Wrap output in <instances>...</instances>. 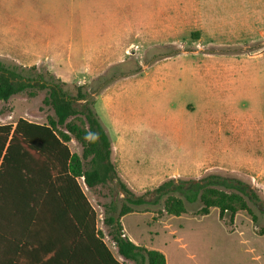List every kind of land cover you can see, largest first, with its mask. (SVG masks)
Instances as JSON below:
<instances>
[{
    "label": "rangeland",
    "instance_id": "obj_1",
    "mask_svg": "<svg viewBox=\"0 0 264 264\" xmlns=\"http://www.w3.org/2000/svg\"><path fill=\"white\" fill-rule=\"evenodd\" d=\"M56 53L67 60L61 77L49 68ZM25 57L40 65L17 62ZM0 62L25 79L53 75L72 97L84 86L137 196L171 179L218 176L260 199L251 203L258 223L246 212L233 224L218 209L198 216L199 203L181 217L163 202L145 205L123 217L129 238L163 249L170 264H264V0H0ZM30 91L0 101V124L54 117L46 90ZM68 145L82 154L75 140ZM78 182L101 238L132 264L104 224L106 207L122 205L116 182L94 190Z\"/></svg>",
    "mask_w": 264,
    "mask_h": 264
},
{
    "label": "trees",
    "instance_id": "obj_2",
    "mask_svg": "<svg viewBox=\"0 0 264 264\" xmlns=\"http://www.w3.org/2000/svg\"><path fill=\"white\" fill-rule=\"evenodd\" d=\"M65 86L53 75L49 80L42 74L25 79L0 62V101L38 88L46 90L43 104L54 112L47 124L25 119L0 124V264H122L101 238L97 214L79 178L90 190L116 182L122 205L120 210L114 202L106 207L104 224L118 255L132 264L167 263L163 253L137 246L124 233L121 218L145 205L163 202L168 215L181 217L187 213V203H199L198 216L218 209L221 219L229 214L233 224L238 213L246 212L258 223L251 203L260 199L239 180L171 179L137 196L112 161V143L94 100L82 85H76L75 97ZM78 101H82L79 107ZM72 140L81 145V155L71 152ZM259 235L264 236V229Z\"/></svg>",
    "mask_w": 264,
    "mask_h": 264
},
{
    "label": "crops",
    "instance_id": "obj_3",
    "mask_svg": "<svg viewBox=\"0 0 264 264\" xmlns=\"http://www.w3.org/2000/svg\"><path fill=\"white\" fill-rule=\"evenodd\" d=\"M27 54V53H26ZM85 55H88V53H86L85 52ZM27 56H30L29 55V52H28V55ZM26 56V57H27ZM24 58L25 59V61L23 62V60H19V59H17V62H20V61H22V63H26V62H29L28 63V65L30 66V65H40V62H38V61H33V60H30L29 58ZM53 57L55 58L54 59V62H53V64H50L49 65V68H50V70L52 69L53 71H54V73H56L57 75H58V77H61V74H58L57 73V71H58V67H60L61 66V64H63V62H67V60H62V57L60 56V54H58V53H56V54H54L53 55ZM212 211V210H211ZM211 213V212H210ZM122 220H123V218L121 219V222H122ZM123 226V225H122ZM168 229H169V227H167ZM124 229V228H123ZM167 229V230H168ZM169 233H170V235L173 237V238H175V236H174V232H178L176 229H172V230H170V231H168ZM124 233H125V231H124ZM125 235H126V233H125ZM127 236V235H126ZM128 237V236H127ZM177 237V236H176ZM129 238V237H128ZM134 244H136L137 246H142V247H145V248H147V249H149V250H156V251H159V252H161V253H163L164 255H165V257H166V261H167V263L166 264H170V262H169V255H168V253L166 252H164V250L163 249H161V248H149V247H147V246H144V245H141V244H139V243H137V242H135V241H133L131 238H129ZM179 243H182V240H181V238H177L176 239ZM182 247L184 248V247H186L185 246V244L184 245H182Z\"/></svg>",
    "mask_w": 264,
    "mask_h": 264
},
{
    "label": "built area",
    "instance_id": "obj_4",
    "mask_svg": "<svg viewBox=\"0 0 264 264\" xmlns=\"http://www.w3.org/2000/svg\"><path fill=\"white\" fill-rule=\"evenodd\" d=\"M81 180L83 181V184L85 185L84 178H81Z\"/></svg>",
    "mask_w": 264,
    "mask_h": 264
}]
</instances>
